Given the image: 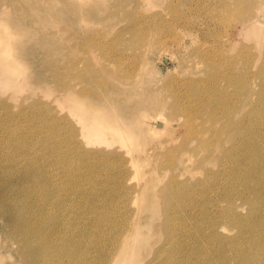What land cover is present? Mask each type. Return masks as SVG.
<instances>
[{
	"label": "rangeland",
	"instance_id": "374dc122",
	"mask_svg": "<svg viewBox=\"0 0 264 264\" xmlns=\"http://www.w3.org/2000/svg\"><path fill=\"white\" fill-rule=\"evenodd\" d=\"M258 2L263 0H0V32H11L13 54L20 62L16 73L0 67V195L16 202L14 208L0 202L1 264H239L229 251L222 252L226 242L213 243L205 231L224 226L237 235L240 229L228 217L236 207L245 219L250 217L252 205L264 195L258 198L257 193L263 194L258 191L246 199V187L222 185L219 159L214 165H198L199 153L207 156L194 140L196 134L204 136L202 125L189 131L177 98L205 107L196 123L212 113L219 94H227L229 108L238 88L220 78L214 81L209 74L230 63L229 56L238 58L236 71V63L248 55L258 69L263 59L254 56L257 45L242 32L246 15ZM260 43L264 45V37ZM250 45L253 49L243 56ZM200 46L207 51L221 47L226 59L206 66ZM242 62L240 72L246 70ZM70 87L89 102L100 101L107 88L112 89L123 100L122 114L129 119L142 108L162 103L167 125L153 133L139 121L137 137L117 143L116 157L109 161L86 155L92 146L78 149V154L69 140V123L74 124L66 101ZM211 89L217 95L209 99ZM250 89L247 86L249 97L257 102L247 100L244 110L233 107V125L246 112L255 122L263 110L257 89ZM156 114L149 115L151 123ZM145 128L150 132L139 133ZM190 132L193 137L186 144L193 139L191 148L178 155L181 162L190 158L184 162L182 179L191 184L179 183L170 178L180 172L178 162L168 163L164 156L182 145ZM125 158L133 159L134 168L118 175ZM156 176L160 179L149 184ZM55 177L66 184L61 186ZM204 181L212 188L201 190L200 185L199 195L191 193ZM229 194L235 196L233 203ZM41 202L59 220L57 228L67 222L79 240L52 237L55 241L48 242L39 235H49L45 229L24 227V220L16 229L18 216L36 218L43 212ZM136 222L139 232L132 229ZM146 228L152 230L145 238ZM21 232H27L25 239ZM123 237L128 256L118 246ZM205 249L210 254L204 255Z\"/></svg>",
	"mask_w": 264,
	"mask_h": 264
},
{
	"label": "bare ground",
	"instance_id": "6f19581e",
	"mask_svg": "<svg viewBox=\"0 0 264 264\" xmlns=\"http://www.w3.org/2000/svg\"><path fill=\"white\" fill-rule=\"evenodd\" d=\"M257 9H263L260 15L256 12ZM242 32L245 33L246 39L254 40L257 45V51L259 52L258 55L254 56L258 57L259 60L263 59L258 69L257 66L254 65L255 58H250V55H248V58L245 61H238L236 63V71L233 66L234 62L238 58L229 56L230 63L224 64L219 71L209 74V77L214 81L220 78L221 81H225L227 84L234 85L238 88L239 95L234 96V101L230 103L229 108L226 106L228 100L224 98V96L227 95L224 91L225 94H219L217 98L213 99L217 100L218 104L213 107L212 113L206 117L207 119L201 123H196L195 117L199 113H206L204 106L200 104L194 105L190 101L184 103L181 99L177 98V110H180L182 113L187 115V124L190 129L189 131L192 133L195 132V129L198 128L200 124L202 125V132L204 136L202 137L200 134H196L194 135V140L203 147L201 150H207V156H204L203 153L200 152L198 165L202 166L206 165V163L214 165L216 163L215 161L219 159V162L217 163L222 167L223 177L220 183L224 186H231L238 183L239 187H246L245 198L248 199L251 194L257 193L258 191H262L263 193H257L258 198L264 195V45L260 43V39L264 37V0L263 2H258L257 7L246 15V18L242 23ZM209 35L213 34L209 32ZM11 39L12 34L9 30H7L5 36L0 32V67L3 66L10 74L16 73L18 65H20L19 60L13 54L12 44L10 43ZM236 43L237 42H232L234 46H236ZM200 47L201 48H199L198 51L202 50L203 52L200 58L206 66L210 67L215 64L217 59H226L224 50L221 47L211 51L205 50L202 46ZM246 48L247 49L245 50L242 49L243 56H245L250 49H253V46H246ZM241 62L242 65L246 67L244 72L239 71L241 65L239 67L238 65ZM193 83L197 84L199 87V82L192 81V84ZM247 86L249 89L251 88L250 90L257 89L255 92L257 94L259 93V103L262 104L263 110L261 111L260 116L255 119L257 121H252L250 116L246 115V112L237 121V124L233 125L231 123L230 110L233 107L234 110H244L247 105V100L252 103H255L257 100L256 98L252 99V96L249 97L250 93L248 94ZM229 87L230 86H224L225 90H228ZM107 89L108 92L104 93L103 98L100 101L89 102L87 98L85 99L86 96H83L78 90H75V88L70 87L67 91L66 101L69 105L70 117L74 121V124L71 123L70 125L69 123L68 127L69 140L73 149L78 152V149H84L85 147L92 146L93 149L87 150L85 152L86 155L92 156L96 159L106 158L105 160L109 161L111 157H116V152H118L117 143H124L125 140H129L130 142L134 141L135 137H137L135 131L138 129L139 121L142 125L147 124L152 132L156 133L165 129L167 119L162 110L163 104L158 102L156 107L149 110L147 108H142L137 113H134L133 116L131 115L133 120L129 119L130 116L125 117L122 114L121 104L123 103V100L115 97L112 89ZM247 94L248 96L245 98L243 95ZM216 95V91L211 89V96L209 99L215 97ZM114 98L117 99V102L120 105V110L118 109ZM194 106L198 107L192 108ZM153 112L157 113V118H155V121L151 123V121H149V115ZM137 115L139 119H136ZM220 116H222V119L225 117L224 121L219 119ZM55 125L58 127V122H56ZM208 129L210 131V135L208 134ZM145 132L149 133L150 131L146 128L139 130V133ZM191 132L182 145L176 147L164 156V160L166 162L171 163L169 160L173 161L172 163L174 164L178 162L177 165L179 166L178 168H180V172L172 175L170 178L177 182L180 181L181 183L189 184L191 183L189 181H184L182 177L185 174L184 162L190 158L185 157V161L181 162L182 155H178V153L181 149L189 151L191 148L190 144L193 139L190 143H188L189 145L186 144L187 141L193 137ZM229 142L230 145L226 147ZM81 153L82 152H78V154ZM132 161L133 159L131 160L127 158L123 161L121 160L120 167L117 171L118 175L123 172L126 173V171L131 168L133 169L134 164L131 163ZM57 167L60 168L61 165L57 163ZM227 174H231L233 177L230 179L227 177ZM258 174L260 175L258 176ZM158 179H160V176L153 177L149 184L152 183L153 185ZM209 179L210 178H207L205 180L208 181ZM54 180L58 184H62L60 182L61 178L55 177ZM206 181L196 184L193 189L194 191L191 193L199 195L200 185L202 186L201 190L211 189L213 185L206 183ZM65 184L66 183L64 182L61 186ZM18 188L20 187L16 185L14 189L17 193H19ZM142 188L146 187L142 185ZM145 191L147 192V189H145ZM162 191L163 189H160V193H157L158 196L161 195ZM213 192L214 190L211 191V193ZM171 195H173V193ZM8 196L9 195H0V202H8L10 208H14L16 202L8 201ZM191 196L195 195L189 194V197ZM252 197L253 196H251L250 199H253ZM234 198L235 196H233V194L228 195V199H230V202L232 201L231 203L235 200ZM252 207L254 213L246 219L242 212L237 210V207L235 208L233 215L228 217L231 222L239 227L240 231L237 235L229 232L228 228L224 226H214V229H211V231H205V233H209V239L213 243L220 244L221 242H226L227 246L221 249L222 252L229 251L228 254L231 257H237L239 264H264V199L262 198V201L254 203ZM39 208H42L41 210L43 212L36 213V218L26 217L24 219L23 214L22 216H18L17 220L19 222H16V229H20L24 220V227L25 224H27L30 228L37 227L39 232L40 227L45 229L49 235H41L43 233H39V235L42 236V238H47L48 242H54L55 240L53 238L56 240H67L74 239L75 237L74 240H79L74 232L68 230L70 225L67 222L66 224L65 221H62L61 223H64L65 225L62 224L60 228H57L59 220L56 221L52 218L53 214L50 215V209L46 207L45 203L41 202L39 204ZM28 213L29 212H26L25 214ZM132 224H134L132 229L137 232L141 231V226L138 222ZM77 227L80 228V226ZM151 230L152 229L146 228V231H142L145 238ZM26 235L27 232L20 233V236L24 237V239ZM126 236L127 234L125 237ZM125 237H123V240H118V246H120L122 254L124 256H128L130 254V249L126 243L122 244ZM26 250L28 252H32L30 247H26ZM204 251V255L210 254V250L205 249ZM217 252L219 254V251ZM212 257L213 260L216 259V253L213 252ZM84 260L85 257L81 259V261ZM1 263L2 257L0 255V264ZM112 264H117V262Z\"/></svg>",
	"mask_w": 264,
	"mask_h": 264
}]
</instances>
